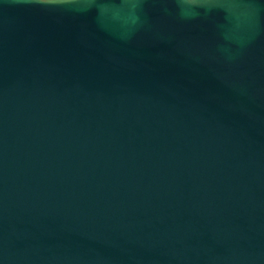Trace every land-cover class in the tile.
Masks as SVG:
<instances>
[{
  "label": "water",
  "instance_id": "1",
  "mask_svg": "<svg viewBox=\"0 0 264 264\" xmlns=\"http://www.w3.org/2000/svg\"><path fill=\"white\" fill-rule=\"evenodd\" d=\"M0 264H264V0H0Z\"/></svg>",
  "mask_w": 264,
  "mask_h": 264
}]
</instances>
